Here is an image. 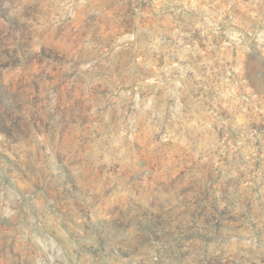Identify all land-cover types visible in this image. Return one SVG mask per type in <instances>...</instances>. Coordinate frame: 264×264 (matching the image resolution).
I'll list each match as a JSON object with an SVG mask.
<instances>
[{"label": "rangeland", "instance_id": "1", "mask_svg": "<svg viewBox=\"0 0 264 264\" xmlns=\"http://www.w3.org/2000/svg\"><path fill=\"white\" fill-rule=\"evenodd\" d=\"M0 264H264V0H0Z\"/></svg>", "mask_w": 264, "mask_h": 264}]
</instances>
